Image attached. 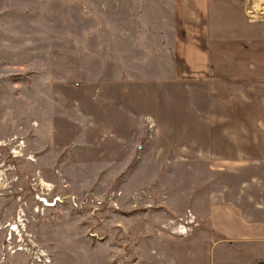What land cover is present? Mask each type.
Wrapping results in <instances>:
<instances>
[{"label":"rangeland","instance_id":"374dc122","mask_svg":"<svg viewBox=\"0 0 264 264\" xmlns=\"http://www.w3.org/2000/svg\"><path fill=\"white\" fill-rule=\"evenodd\" d=\"M171 2L0 0V264H174L202 225Z\"/></svg>","mask_w":264,"mask_h":264},{"label":"crops","instance_id":"0c3cea01","mask_svg":"<svg viewBox=\"0 0 264 264\" xmlns=\"http://www.w3.org/2000/svg\"><path fill=\"white\" fill-rule=\"evenodd\" d=\"M255 3L171 2L176 82L183 85L188 106L183 109L182 156L186 163L198 164L204 173L200 187L206 190L189 199L202 227L176 238L174 245L183 248L171 257L174 264L196 260L209 240L210 257L222 247L220 257L227 264L234 252L240 257L244 251L245 264L264 261V29L238 22L252 6L261 5ZM256 13L249 22L264 20ZM177 145L172 146L175 153Z\"/></svg>","mask_w":264,"mask_h":264},{"label":"built area","instance_id":"2783aa9c","mask_svg":"<svg viewBox=\"0 0 264 264\" xmlns=\"http://www.w3.org/2000/svg\"><path fill=\"white\" fill-rule=\"evenodd\" d=\"M253 9L254 8L252 6L251 9H249V12H250L249 14L252 15ZM189 231L191 232L190 227L189 226H185L183 224H179V226L175 229V232H177L179 234H182V235L189 233Z\"/></svg>","mask_w":264,"mask_h":264},{"label":"bare ground","instance_id":"6f19581e","mask_svg":"<svg viewBox=\"0 0 264 264\" xmlns=\"http://www.w3.org/2000/svg\"><path fill=\"white\" fill-rule=\"evenodd\" d=\"M262 6H263V4H262ZM262 6H257L256 8H255V10L254 11H252V18L254 19V18H256V16L254 15V14H257L256 13V10L259 12V13H261V15H264V12L263 11H261V10H263V8H262ZM251 15V14H250ZM19 222H22V221H19ZM14 227H16V226H14ZM14 227L11 229V231L12 232H14ZM17 228V231L19 230V227L17 226L16 227ZM21 250V249H20Z\"/></svg>","mask_w":264,"mask_h":264}]
</instances>
